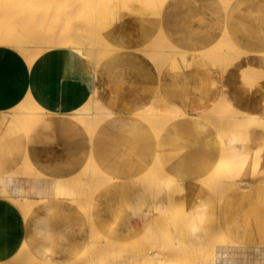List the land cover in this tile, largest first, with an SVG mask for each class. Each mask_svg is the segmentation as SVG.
Instances as JSON below:
<instances>
[{"label":"crops","instance_id":"crops-1","mask_svg":"<svg viewBox=\"0 0 264 264\" xmlns=\"http://www.w3.org/2000/svg\"><path fill=\"white\" fill-rule=\"evenodd\" d=\"M96 21L100 33L120 50L99 66L98 93L118 112L100 125L94 139L89 140L81 121L69 115L90 96L86 60L66 47H55L29 66L14 48L0 45V205L11 195L47 198L46 207L38 208L28 220L0 212V235L12 251L26 239L38 256L46 242L50 244L46 254L52 258L68 259L80 253L82 248L76 245L86 229L80 208L62 200L52 215L47 206L57 205L53 197L58 182L77 178L91 153L104 171L119 179L142 175L156 156L161 157L164 167L182 179L184 190L173 194V206L194 216L202 196L191 192L193 182L212 170L216 154L226 147L217 143L211 128L203 130L195 117L224 94L235 113L257 121L264 118V0H233L227 9L221 0H166L163 6L156 0H105ZM159 33L178 49L160 73L151 58L139 51ZM224 34L247 53L239 55L223 74L202 51ZM157 91L185 117L167 126L160 138L130 113L146 106ZM29 93L50 113L34 126L27 140L5 112ZM244 137L250 139L249 150H257L250 160V176L260 179L264 177L263 124L258 122L241 135L238 149L245 146ZM26 158L33 166L32 175L14 174ZM231 190L220 203L210 195L204 213L193 229L183 230L182 237L201 238L216 226L231 234L244 233L241 245L220 248L222 261L264 264L260 243L264 242V189L251 184L241 197ZM106 202L110 208L115 205L111 199ZM105 206L100 202V209ZM180 217L176 218L179 227ZM161 220L175 237L179 227L171 224L169 214ZM42 223L45 227L40 228Z\"/></svg>","mask_w":264,"mask_h":264},{"label":"bare ground","instance_id":"bare-ground-1","mask_svg":"<svg viewBox=\"0 0 264 264\" xmlns=\"http://www.w3.org/2000/svg\"><path fill=\"white\" fill-rule=\"evenodd\" d=\"M104 1L0 0V45L14 48L29 66L41 54L55 47H66L89 64V99L81 108L69 113L84 125L89 140L94 139L104 121L118 112L103 102L96 86L102 60L120 50L111 45L97 26V12ZM156 1L163 6L166 0ZM232 1L221 0L226 9ZM139 51L151 58L160 73L178 49L163 33H159ZM202 53L214 61L224 74L239 55L247 52L224 34ZM9 97L12 98L10 93ZM6 113L17 122L28 140L34 126L50 112L29 93ZM130 113L143 120L157 138L167 126L185 119L182 113L166 104L160 91L146 106L133 109ZM195 118L203 130L211 128L216 133L217 143L226 147L216 154L212 170L193 182L191 192L202 196L194 216L173 206V194L184 190L180 185L182 179L164 167L161 157L156 156L142 175L119 179L104 171L91 153L82 176L58 182L53 197L57 205L47 206L48 213L52 215L62 200L80 208L86 226L76 245L82 248L80 253L68 259L52 258L46 254L50 248L49 242H46L42 244L43 251L38 256L26 239L12 251V245L0 235V264H228L222 261L220 248L241 245L244 233L231 234L216 226L211 232L207 229V234L201 238L182 236L194 228L195 220L204 213L210 195L220 203L231 189L240 197L248 192L251 184H259L264 189V177L252 180L250 176V160L257 150L254 149V153L249 150L250 139L245 137V146L238 149L236 145L242 140L241 135L250 132V127L258 122L264 126V118L257 121L235 113L224 94L207 112ZM21 168L14 174L32 175L33 166L27 158ZM84 176L88 180L86 184L82 183ZM5 198L6 204L0 205V212L13 213L22 221L28 220L38 208L47 204V198L42 197L11 195ZM109 199L115 203L112 208L110 202L106 204ZM100 202L106 205L103 209L99 208ZM166 213L175 228L177 216H182L175 237L161 222ZM40 225V228L45 227L43 223ZM251 231L247 229L245 232L249 234ZM260 243L264 245V242Z\"/></svg>","mask_w":264,"mask_h":264},{"label":"rangeland","instance_id":"rangeland-1","mask_svg":"<svg viewBox=\"0 0 264 264\" xmlns=\"http://www.w3.org/2000/svg\"><path fill=\"white\" fill-rule=\"evenodd\" d=\"M79 176H82V174H81V175H79ZM77 178H79V177H77ZM87 181H88V180H87V177H86V176H84V177H83V180H82V183H83V184H86V183H87Z\"/></svg>","mask_w":264,"mask_h":264}]
</instances>
